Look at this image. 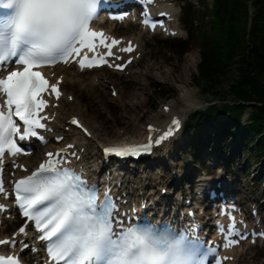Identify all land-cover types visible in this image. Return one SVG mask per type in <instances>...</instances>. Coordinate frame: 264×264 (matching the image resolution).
I'll use <instances>...</instances> for the list:
<instances>
[{
    "label": "snow or ice",
    "instance_id": "6c2138e0",
    "mask_svg": "<svg viewBox=\"0 0 264 264\" xmlns=\"http://www.w3.org/2000/svg\"><path fill=\"white\" fill-rule=\"evenodd\" d=\"M99 4L100 0H0V6L6 9L0 13V70L13 62L21 65L0 76V91L5 93L7 104V110L0 105V157L5 152L13 155L25 152L20 142L26 139L37 138L47 143L48 137L41 130L51 131L44 121L52 117L44 111L49 101L42 94L48 92L59 98L61 92L59 80L49 84L40 71L34 70L35 66L75 59L81 49H93L96 38L109 49L107 56L114 55L111 49L119 40L105 36L103 29L91 27L98 16ZM155 26L153 21L152 27ZM133 47L129 41L126 50L131 52ZM79 63L83 68L110 61L104 56L89 58L85 54ZM112 66L123 69L125 63ZM71 121L88 136L92 135L76 116ZM180 126V118L174 116L168 129L153 140L154 126L149 124L147 142L108 144L103 147V154L137 157L150 153L154 145H161ZM72 147L69 144L55 153L47 152V159L38 167L14 181V203L27 218L26 223L34 222L40 230L38 238L47 242L52 264H209L210 254L218 249L192 230L173 227L171 223H154L143 217L135 222L131 218L126 220L128 213L120 211L109 187L101 198L99 186L89 183L82 169L69 166L67 158ZM71 155L75 157L76 152ZM3 185L0 178V193L5 192ZM8 207L0 204V209ZM228 230L225 247L239 243L234 236L248 235L235 227L234 219ZM18 231L26 234L25 226ZM260 235L264 236V232ZM16 243V239L8 237L0 240V245ZM21 246L29 247L23 242ZM0 264L22 262L16 255H0ZM215 264H220V260L216 259Z\"/></svg>",
    "mask_w": 264,
    "mask_h": 264
},
{
    "label": "rangeland",
    "instance_id": "374dc122",
    "mask_svg": "<svg viewBox=\"0 0 264 264\" xmlns=\"http://www.w3.org/2000/svg\"><path fill=\"white\" fill-rule=\"evenodd\" d=\"M164 54L165 60L160 57V53H157L156 57L146 58L130 77L132 84L122 86L123 109L116 106V99L112 98L108 91L97 88L98 94L89 89L81 92V96L92 100L90 104L92 107L103 103L108 107L111 105L116 112L115 121L117 124L107 120V114L103 117V120L107 122L105 125L107 136L117 135L120 128H124L130 133H137L141 122L155 118L163 103L169 101L174 103L179 99L180 93L189 87L200 60L198 46H193L179 60L178 57L171 55L168 57L166 53ZM230 74L222 83L224 89H227V83L232 82L236 76L235 66L230 69Z\"/></svg>",
    "mask_w": 264,
    "mask_h": 264
},
{
    "label": "bare ground",
    "instance_id": "6f19581e",
    "mask_svg": "<svg viewBox=\"0 0 264 264\" xmlns=\"http://www.w3.org/2000/svg\"><path fill=\"white\" fill-rule=\"evenodd\" d=\"M136 34V37L137 38H142L141 35L138 33V31L135 33ZM65 80H67V82H69L70 84L72 83L73 84H79L80 87H82L83 85L86 86V87H93L94 85L92 80H87L86 78H84V74H79L78 72H71V71H67L65 73ZM183 94H185V97L187 98L189 96V91L186 89L185 91H183ZM62 107L63 108H68L70 109V111H72L73 109V112H77V107L75 106V101L72 102V103H68V102H65L63 101L62 102ZM171 110H173V106L170 107ZM63 113H66V112H63ZM82 116V115H81Z\"/></svg>",
    "mask_w": 264,
    "mask_h": 264
},
{
    "label": "trees",
    "instance_id": "16d2710c",
    "mask_svg": "<svg viewBox=\"0 0 264 264\" xmlns=\"http://www.w3.org/2000/svg\"><path fill=\"white\" fill-rule=\"evenodd\" d=\"M254 58L259 64V68H264V40L260 41V48L254 50ZM210 58H208L209 60Z\"/></svg>",
    "mask_w": 264,
    "mask_h": 264
}]
</instances>
